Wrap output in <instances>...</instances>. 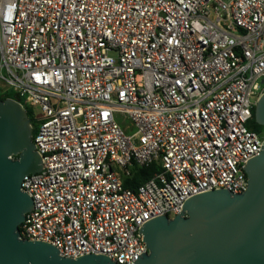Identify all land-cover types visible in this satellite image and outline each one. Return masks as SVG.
I'll list each match as a JSON object with an SVG mask.
<instances>
[{
    "label": "built area",
    "instance_id": "built-area-1",
    "mask_svg": "<svg viewBox=\"0 0 264 264\" xmlns=\"http://www.w3.org/2000/svg\"><path fill=\"white\" fill-rule=\"evenodd\" d=\"M9 92L39 120L43 162L22 182L34 208L20 239L135 264L145 224L248 188L264 147L248 127L264 94V0H0Z\"/></svg>",
    "mask_w": 264,
    "mask_h": 264
},
{
    "label": "water",
    "instance_id": "water-1",
    "mask_svg": "<svg viewBox=\"0 0 264 264\" xmlns=\"http://www.w3.org/2000/svg\"><path fill=\"white\" fill-rule=\"evenodd\" d=\"M255 119L264 127V94ZM262 150L245 168L244 193L199 194L173 219L158 217L145 224L140 233L149 251L135 264H264ZM42 163L27 111L16 100L0 101V264H117L105 255L66 258L51 244L20 239L21 226L34 208L22 182L41 172Z\"/></svg>",
    "mask_w": 264,
    "mask_h": 264
},
{
    "label": "trees",
    "instance_id": "trees-1",
    "mask_svg": "<svg viewBox=\"0 0 264 264\" xmlns=\"http://www.w3.org/2000/svg\"><path fill=\"white\" fill-rule=\"evenodd\" d=\"M7 99H18L14 93H7L5 96H0V101H4ZM29 119L31 120L32 127H33V137L37 133V129L39 127V120L35 118L34 113L30 109H26ZM249 129L253 132L261 134L264 132V127L257 124L255 119V109L253 111V118L249 124ZM158 171V167L156 165H152L148 168L138 170L132 179L126 180L125 187L130 189H137L140 185L144 184L148 181L153 174Z\"/></svg>",
    "mask_w": 264,
    "mask_h": 264
},
{
    "label": "rangeland",
    "instance_id": "rangeland-1",
    "mask_svg": "<svg viewBox=\"0 0 264 264\" xmlns=\"http://www.w3.org/2000/svg\"><path fill=\"white\" fill-rule=\"evenodd\" d=\"M116 121L128 136H132L136 132V129L132 125L131 121L126 119L123 114H116Z\"/></svg>",
    "mask_w": 264,
    "mask_h": 264
}]
</instances>
